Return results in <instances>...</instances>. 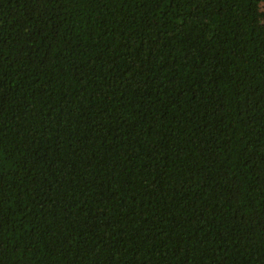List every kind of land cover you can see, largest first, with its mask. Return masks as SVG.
Masks as SVG:
<instances>
[{"label": "trees", "instance_id": "trees-1", "mask_svg": "<svg viewBox=\"0 0 264 264\" xmlns=\"http://www.w3.org/2000/svg\"><path fill=\"white\" fill-rule=\"evenodd\" d=\"M0 264H264V0H0Z\"/></svg>", "mask_w": 264, "mask_h": 264}]
</instances>
